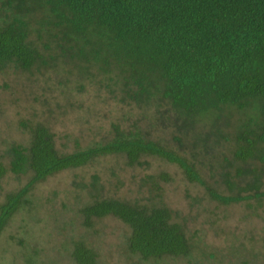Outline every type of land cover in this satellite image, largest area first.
Wrapping results in <instances>:
<instances>
[{
    "label": "trees",
    "instance_id": "1",
    "mask_svg": "<svg viewBox=\"0 0 264 264\" xmlns=\"http://www.w3.org/2000/svg\"><path fill=\"white\" fill-rule=\"evenodd\" d=\"M49 69L57 81L34 94L40 106L20 118L21 137L0 140V193L8 176L17 182L0 199V241L13 220L22 224L9 236L21 257L5 260L12 252L3 246L0 264H119L100 247L111 221L122 225L119 250L132 264H264L258 229L240 237L227 210L246 202L252 214L264 211V0H0V73L31 77ZM71 79L80 91L86 81L96 85L103 105L121 110L105 128L96 123L97 106L69 98L96 138H76L68 150L58 143L53 115L69 108L53 90L70 97L71 88L56 84ZM107 158L146 171L130 178L140 195H123L119 172L101 169ZM150 158L161 167L152 169ZM61 175L67 182L44 193ZM177 176L201 187L192 206L208 217L210 202L226 207L220 218L210 210L206 224L229 238V263L225 254L217 259L189 215L167 203ZM47 207L60 236L52 259L23 234L48 220Z\"/></svg>",
    "mask_w": 264,
    "mask_h": 264
},
{
    "label": "rangeland",
    "instance_id": "2",
    "mask_svg": "<svg viewBox=\"0 0 264 264\" xmlns=\"http://www.w3.org/2000/svg\"><path fill=\"white\" fill-rule=\"evenodd\" d=\"M51 78L56 83L57 75L55 73V70L53 69H49L48 73L46 72V70H44V74L31 77L29 74H27V72L15 73L13 71H9L8 73H0V140L3 138L13 139L14 137L19 139L21 137V134L18 130V123L20 118H22L24 115L30 116V114L33 112V108H39L38 106L40 105L33 102V96L34 94L39 96L42 91L44 92L43 88L46 86V83H49L51 81ZM71 80V82L68 81V86L66 87L59 86L58 83L56 84L57 88H64L65 90H70L71 88L73 92L71 93L70 97L68 95L63 97L58 90H53V94L55 95V97H58L61 105L63 104L65 108H69L67 104H69L68 99L71 98V102L76 103L80 101L81 103H85L89 108H92V110L97 106V110H100L101 114L96 117L98 118V122L96 123L103 125L105 128L109 127L110 122H115L116 117L119 118V113L121 110L120 107H118L117 104L112 101H109L108 104L103 105L104 102L102 101L100 96L103 92L102 90L98 91L96 85L91 84L85 80V88L83 91H80L78 85L75 84L74 79ZM55 102H57V99L54 100V105ZM68 110L69 111L67 112V114L65 113L64 115H60L57 112L54 113L53 130L57 133L58 143H66V149L72 150L74 148L73 144L76 138L82 141L83 144H85V142L93 141L94 137L96 138L95 133H93L96 127L94 125H91V123L88 124L79 121L81 114L83 113H81L77 108H69ZM69 131L76 134L74 136L75 138H73V136L69 139L66 138ZM149 162L152 166V169H158L162 165L158 159L154 158H150ZM104 163V165H101L102 170L108 167L110 170L115 169L119 172L120 177L124 178V185L122 186V190H120L124 196L126 194L127 197L133 198L140 195V189L137 185V182H131L130 178L134 173L143 175L144 172H146L145 170H143L142 168L132 170L130 168H127L122 163L117 162L113 158H107V161H105ZM98 164L99 163H97V165ZM97 165L95 167H97ZM170 170L174 171L173 168ZM106 171L109 172V170ZM106 177H108L109 181L115 182V180L111 176ZM62 182L63 184L67 182L64 178V175L52 178L47 185H44L42 190H44L45 188V193L47 192L46 190L50 188V186L54 187L56 185H61ZM16 185L17 182L12 177L8 176V178L5 179L4 182H2L3 189L2 193H0V199L4 198V193L8 192L10 190V187ZM200 191L201 187L197 185L193 186L189 184L188 181L180 179V177L177 176L175 183L168 186L167 188V203L173 208H178L179 210H182L186 215H189V218H192L191 222L193 223V227L199 229V235L204 237L205 244H207L211 249H216V251H219V253H217L218 255L216 254L217 259H220L219 254H225L226 260L224 262L229 263V261L234 258L227 254L229 238L226 240L224 234L217 233L214 227L209 228L206 224L207 220L214 217L210 213V210L215 211V213L218 212L219 214H217L216 216L220 218L223 214L221 212L225 211L226 207L215 210L216 202H210L211 205L208 207V217V214L203 211L202 207L198 208L195 205L192 206V198H196V195L201 196ZM255 203V199L251 200L252 205H255ZM249 208L250 207H247L246 202H241L229 206V208H227V210H230V215H228L229 226H239V229L241 230L238 229L236 233H240V237L242 236V232H246L250 226H252L251 228H253V226L256 227V229H258L256 236V238L258 239V242L256 244L258 249L257 251L264 252L261 251L264 250V211L258 209L256 213L252 214V211ZM57 210H59V207L57 208ZM57 210L55 211L56 217H58L56 215ZM45 212L47 213L45 215V218L48 217V220H45L43 215H38L39 217L41 216L44 220L41 223L35 222L34 224H30L26 228H23V231L26 232H23V234L26 235V238L30 243L36 241L39 245L46 247V249H48L49 251L50 258L52 259L56 257L57 253L55 251H51L50 246L55 244L60 236L59 234H57L56 223L53 220L54 217L52 214L54 213V211L50 207H47ZM195 215H197V218L193 219V216ZM245 217L246 219L244 220ZM21 226L22 224L20 218L13 220L10 224L9 229L1 237L0 247H7L6 253L10 251L12 252L8 255L5 254V260H9L12 257L17 259L21 257L20 248L16 245L15 242L9 239L11 233H20V230L22 229ZM55 232L56 237L54 238L53 233ZM122 235V225L117 221H111L106 226L102 237L100 236V247L103 249V252H105V254L111 257L112 261L114 260L115 263L117 262L119 264H125V262H127V264H132L133 260L128 259L121 253V249L119 250L120 246L118 245L121 242ZM108 249L109 254L106 252V250ZM168 263L185 264L182 260H168ZM54 264H68V262L63 261Z\"/></svg>",
    "mask_w": 264,
    "mask_h": 264
}]
</instances>
